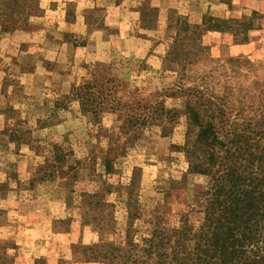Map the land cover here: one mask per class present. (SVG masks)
<instances>
[{"label": "rangeland", "instance_id": "rangeland-1", "mask_svg": "<svg viewBox=\"0 0 264 264\" xmlns=\"http://www.w3.org/2000/svg\"><path fill=\"white\" fill-rule=\"evenodd\" d=\"M190 108L264 146V0H0V264H190Z\"/></svg>", "mask_w": 264, "mask_h": 264}, {"label": "trees", "instance_id": "trees-1", "mask_svg": "<svg viewBox=\"0 0 264 264\" xmlns=\"http://www.w3.org/2000/svg\"><path fill=\"white\" fill-rule=\"evenodd\" d=\"M79 96L83 105L90 103V93ZM189 113L199 127L198 142L210 150L206 161L192 167L209 182L198 228L192 231L184 220L193 246L181 252L190 264H264V146L248 137L242 151L238 141L231 148L214 124H202L192 108Z\"/></svg>", "mask_w": 264, "mask_h": 264}]
</instances>
